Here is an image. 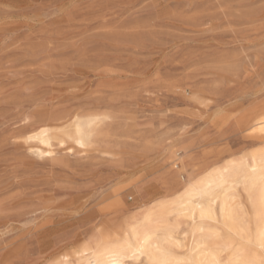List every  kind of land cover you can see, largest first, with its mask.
<instances>
[{
    "label": "rangeland",
    "instance_id": "374dc122",
    "mask_svg": "<svg viewBox=\"0 0 264 264\" xmlns=\"http://www.w3.org/2000/svg\"><path fill=\"white\" fill-rule=\"evenodd\" d=\"M261 104L264 0H0V264L76 263L150 191L263 146L234 125Z\"/></svg>",
    "mask_w": 264,
    "mask_h": 264
},
{
    "label": "bare ground",
    "instance_id": "6f19581e",
    "mask_svg": "<svg viewBox=\"0 0 264 264\" xmlns=\"http://www.w3.org/2000/svg\"><path fill=\"white\" fill-rule=\"evenodd\" d=\"M235 120L237 131L257 134L263 146L228 157L222 166L214 165L196 177L188 175L186 182H179L176 195L150 191L143 207L132 209L136 212L124 217L115 230L97 229L76 263L56 259L50 264H264V104ZM50 135L56 133L39 134L49 147ZM98 138L61 140L84 147ZM182 224L188 230L180 231Z\"/></svg>",
    "mask_w": 264,
    "mask_h": 264
}]
</instances>
